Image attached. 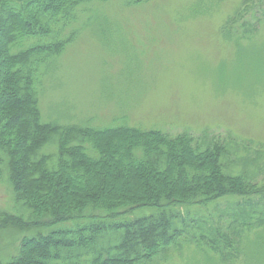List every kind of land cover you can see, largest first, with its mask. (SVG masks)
<instances>
[{
	"label": "trees",
	"instance_id": "1",
	"mask_svg": "<svg viewBox=\"0 0 264 264\" xmlns=\"http://www.w3.org/2000/svg\"><path fill=\"white\" fill-rule=\"evenodd\" d=\"M91 1L98 7L84 8ZM108 1L0 0V176L4 172L13 211L27 215H0V230L31 233L4 264H158L185 234L172 220L225 198L237 199L239 209L222 210L216 227L198 238L219 257L232 258L251 230L264 231L258 181L259 174L264 180V144L217 140L205 131L197 140L188 132L170 136L160 125L144 128L124 118L94 127L59 125L40 115L41 79L83 27L110 29L101 11ZM246 1L221 26L222 36L238 44L264 30L262 0ZM141 210L151 214L113 223ZM222 214L229 219L225 227Z\"/></svg>",
	"mask_w": 264,
	"mask_h": 264
},
{
	"label": "rangeland",
	"instance_id": "2",
	"mask_svg": "<svg viewBox=\"0 0 264 264\" xmlns=\"http://www.w3.org/2000/svg\"><path fill=\"white\" fill-rule=\"evenodd\" d=\"M243 2L247 1L150 0L126 6L108 1L101 11L110 29L100 33L83 27L41 79V117L59 125L94 127L124 118L144 128L160 125L170 136L188 132L197 140L203 139L205 131L217 140L230 137L264 144V30L260 27L256 37L239 44L221 33L232 8ZM95 7L98 3L91 1L84 8ZM87 15V10L79 13L73 27H80ZM3 176L0 215L26 218V213L13 211V197ZM262 179L259 174L260 185ZM236 204L237 199L225 198L182 212L181 219L172 221L185 234L158 264H264L261 227L243 237L239 252L227 259L198 238L201 230L206 234V228L216 227L222 210L239 209ZM145 213L151 211L118 216L113 223L133 221ZM222 216L220 225L225 227L229 219ZM202 220L206 226H201ZM0 223L4 224L1 218ZM19 228L0 230V264L9 260L23 235L31 234Z\"/></svg>",
	"mask_w": 264,
	"mask_h": 264
}]
</instances>
